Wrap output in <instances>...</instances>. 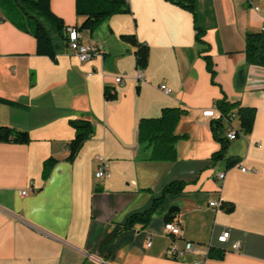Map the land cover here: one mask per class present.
<instances>
[{
    "label": "crops",
    "instance_id": "0c3cea01",
    "mask_svg": "<svg viewBox=\"0 0 264 264\" xmlns=\"http://www.w3.org/2000/svg\"><path fill=\"white\" fill-rule=\"evenodd\" d=\"M194 1L201 42L188 10L168 0H129V13L79 31L83 43L99 49L84 62L57 36L56 62L36 54L33 35L0 9V98L15 102H0V125L29 136L25 144L0 142V264H264V66L249 63L244 52L245 33L264 26V0ZM49 5L69 28L84 19L75 0ZM124 33L147 45L144 69L136 67L135 45L119 39ZM137 70L144 81L136 80ZM221 98L254 107L255 115L248 133L240 131L238 117L232 121L237 136L227 139L224 158L213 161L220 143L210 129L214 119L202 112ZM164 107L186 110L175 133L187 137L176 142L174 161L144 160L139 121ZM74 118L89 119L94 131L69 161ZM231 157L239 161L228 166ZM101 158L109 162L108 178L94 176ZM219 172L223 181L216 180ZM173 180L183 181L182 190L166 193L147 223L124 226ZM214 200L218 207L209 205ZM171 207L176 210L169 213ZM167 221L180 228L178 245L194 246L184 261L167 256ZM225 229L229 238L219 243ZM210 246L223 248V257L209 256Z\"/></svg>",
    "mask_w": 264,
    "mask_h": 264
},
{
    "label": "trees",
    "instance_id": "16d2710c",
    "mask_svg": "<svg viewBox=\"0 0 264 264\" xmlns=\"http://www.w3.org/2000/svg\"><path fill=\"white\" fill-rule=\"evenodd\" d=\"M188 10L193 17L196 39L201 40L203 30L197 25V13L194 0H168ZM0 9L4 17L9 19L20 30L33 35L36 41V54L47 56L56 62V56L60 49L54 37H59L64 45L67 43V30L63 20L55 15L49 5V0H0ZM29 11L35 14H30ZM75 12L84 19L79 26H74L78 31L93 30L102 21L114 14L129 13L130 6L125 0H75ZM119 39L135 45L134 51L136 67L144 69L147 65L148 47L145 43L139 42L133 33H124ZM245 56L249 63L264 66V31L245 33ZM203 59L206 69L210 74L211 83L215 84L213 63L209 55L204 54ZM104 97L112 99L114 94L105 91ZM1 103L14 104L15 102L0 98ZM216 108L223 114L231 112L236 108L240 131L248 133L251 131L255 108L250 106H238L235 103L221 98L216 101ZM186 110L179 107H164L157 117L141 118L138 125V143L148 154L143 157L150 161H174L176 159L175 144L178 140L185 139L187 135L176 134L175 127ZM69 124L74 128V137L68 142L67 159L72 161L84 142L92 135L94 128L92 122L87 118L69 119ZM210 129L213 138L220 143V148L215 151L211 159L217 161L223 159L228 147V140L222 135L224 124L222 119H214L210 122ZM29 141L27 131L18 130L6 125H0V142L25 144ZM227 165L238 163L237 158H226ZM48 164L45 163L43 176H47ZM183 181L173 180L167 183L162 189L161 195L154 199L151 208L131 214L124 224L131 227L135 223H147L155 208L160 204L166 193L176 194L182 190ZM234 204L228 202L225 211L231 212ZM225 250L223 248L210 246L208 255L222 258Z\"/></svg>",
    "mask_w": 264,
    "mask_h": 264
},
{
    "label": "built area",
    "instance_id": "2783aa9c",
    "mask_svg": "<svg viewBox=\"0 0 264 264\" xmlns=\"http://www.w3.org/2000/svg\"><path fill=\"white\" fill-rule=\"evenodd\" d=\"M129 3V0H125ZM255 10H259L258 7L255 8ZM261 31H264V26L262 27ZM67 45L69 49L76 55L78 60L80 62H84L88 59H90L93 55H95L99 49L96 48L93 44L89 43H83L80 39V33L75 27H70L67 30ZM136 80L141 82L145 80V77L141 70H137L136 72ZM121 81L120 77L115 78V82L119 83ZM159 89L166 95L171 94V88H169L166 84H160L158 85ZM202 116L210 119H222L224 122L227 123V132H226V138L227 139H235L237 136L236 129L232 126V121L237 118V114L235 112H229L226 115H223L216 107L210 108L208 110H205L202 112ZM241 170L245 171L247 170L245 167H241ZM95 178H108L110 176V165L109 162L105 159H99L96 165V169L94 172ZM225 176V172H219L216 174V180L217 181H223ZM31 187V186H30ZM28 187L27 189H23L20 191L21 195H25L27 193V190L30 189ZM220 204V201L214 200L210 201L209 205L212 207H218ZM164 231L166 235L170 238L168 248H167V256L169 258H173L178 261H184L185 258L192 254L194 251V246L192 242L185 241L182 245H178L175 241V237H177L180 234V228L179 226L172 222L167 221L164 224ZM229 238V230L225 229L221 232V234L217 237V241L219 243H225ZM147 245H150V241L148 240ZM241 247L240 243L235 242L231 245L232 250H239ZM193 264H202V261H194Z\"/></svg>",
    "mask_w": 264,
    "mask_h": 264
},
{
    "label": "water",
    "instance_id": "95a60500",
    "mask_svg": "<svg viewBox=\"0 0 264 264\" xmlns=\"http://www.w3.org/2000/svg\"><path fill=\"white\" fill-rule=\"evenodd\" d=\"M174 209L176 210V208H174V207H171V208L168 210V212H169V213H171V212H173V211H174Z\"/></svg>",
    "mask_w": 264,
    "mask_h": 264
},
{
    "label": "rangeland",
    "instance_id": "374dc122",
    "mask_svg": "<svg viewBox=\"0 0 264 264\" xmlns=\"http://www.w3.org/2000/svg\"><path fill=\"white\" fill-rule=\"evenodd\" d=\"M29 13H30V14H35V13H34V12H32V11H29ZM232 143H233V142H231V144H232Z\"/></svg>",
    "mask_w": 264,
    "mask_h": 264
}]
</instances>
